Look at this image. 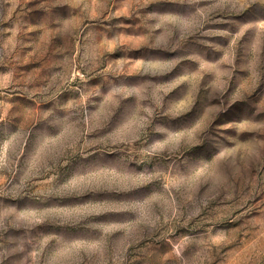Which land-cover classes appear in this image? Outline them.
<instances>
[{
  "label": "rangeland",
  "instance_id": "rangeland-1",
  "mask_svg": "<svg viewBox=\"0 0 264 264\" xmlns=\"http://www.w3.org/2000/svg\"><path fill=\"white\" fill-rule=\"evenodd\" d=\"M0 264H264V0H0Z\"/></svg>",
  "mask_w": 264,
  "mask_h": 264
}]
</instances>
